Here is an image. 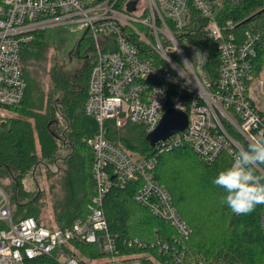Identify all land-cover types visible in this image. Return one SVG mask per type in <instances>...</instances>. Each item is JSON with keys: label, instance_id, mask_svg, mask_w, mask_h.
<instances>
[{"label": "built area", "instance_id": "2783aa9c", "mask_svg": "<svg viewBox=\"0 0 264 264\" xmlns=\"http://www.w3.org/2000/svg\"><path fill=\"white\" fill-rule=\"evenodd\" d=\"M241 1L0 0V125L13 117L26 97L25 47L37 32L64 23H76L82 38L91 41L94 61L84 113L100 124L96 134L84 139L93 153L97 191L83 216L57 227L33 216L16 217L0 184V264H28L43 255L53 256L58 264H144L138 253L121 248L147 243L109 228L104 197L113 183L140 182L134 200L170 223L177 242L189 237L191 228L153 175L156 156L129 150L108 135L130 123L143 125L149 133L173 107L187 112L188 126L158 146L186 143L206 162L223 152L232 157L244 148L240 138L249 143L264 136V108L254 93V87L263 86L264 65L259 76L254 73L261 36L248 32L241 38L217 17L224 4ZM189 32H206L216 41L221 60L216 82L206 69L210 50L192 41ZM196 51L205 58H195ZM172 87L192 93L190 106L173 94ZM261 222L264 230V212ZM159 249L178 261L184 256L168 242Z\"/></svg>", "mask_w": 264, "mask_h": 264}, {"label": "trees", "instance_id": "16d2710c", "mask_svg": "<svg viewBox=\"0 0 264 264\" xmlns=\"http://www.w3.org/2000/svg\"><path fill=\"white\" fill-rule=\"evenodd\" d=\"M263 8L264 0H242L236 5L224 4L217 13L220 24L241 38L248 32L261 36V44L254 59L256 76L260 75L264 65V11L241 25L237 24ZM195 15L198 14L194 13ZM200 23L205 25L206 20L200 18ZM233 24H236V27L230 29ZM188 35L192 41L210 50L206 69L216 82L217 69L221 62L216 41L206 32L201 35L189 32ZM45 38L46 31L37 32L35 40L25 47L24 52L31 47L46 44ZM92 50L90 40H85V37L80 39L76 47V54L84 53L80 73L73 74L75 82L69 81L67 77L66 81H62L64 85L59 87L64 89V104L73 117V130L69 136H72L75 145L80 146L77 157L81 167L78 172L85 195L68 220L58 226L71 223L86 214L88 204L97 191L93 178V153L86 144V136L79 125L81 116L85 114L84 106L94 61ZM23 68L25 70L24 66ZM25 74L28 89L23 103L17 107L23 117L0 125V178L9 175L13 179L11 186H5L10 193L19 190L24 175L38 162L35 136H38L45 157H51L58 148L57 135L50 130L51 119L57 118V103L44 111L43 100L36 99L34 94V80L30 79L26 70ZM71 82L77 86L69 91L67 86ZM171 91L179 96L184 105L190 106L194 98L192 93L177 87H172ZM69 95L75 98L70 100ZM147 135L143 125L130 123L125 128L112 129L108 138L143 156H156L153 175L168 189L174 205L191 228V233L184 241L177 242L178 235L170 223L154 216L146 207L135 201L133 197L140 182L129 181L124 186L113 183L104 197V210L110 230L122 237H139L147 243V246L137 249L122 247V252L138 253L144 264H264V230L261 222L264 205L257 206L255 211L248 215L233 214L226 204L222 203L224 190L213 184L218 173L233 162L232 157L223 152L214 161L206 162L189 144L167 143L152 147ZM244 144L247 147L248 143ZM12 201L18 204L15 196ZM12 205L14 210V204ZM27 213L28 211L22 216H16L14 210L16 217L33 216ZM165 242L175 245L177 250L184 253L181 260H175L159 249ZM28 264L58 263L53 256L43 255Z\"/></svg>", "mask_w": 264, "mask_h": 264}, {"label": "rangeland", "instance_id": "374dc122", "mask_svg": "<svg viewBox=\"0 0 264 264\" xmlns=\"http://www.w3.org/2000/svg\"><path fill=\"white\" fill-rule=\"evenodd\" d=\"M82 37L83 32L78 30L76 23L56 25L46 30V44L31 47L24 52L23 66L30 79L34 80L36 99L43 100L44 111L57 103V118L51 119L50 130L57 135L58 148L51 157H45L38 136H35L38 162L24 175L19 190L10 193L5 186H11L13 179L9 175L0 178V184L11 201L13 196L17 198L18 204L12 201L16 216H22L28 211L27 214L37 217L42 224L50 227H57L67 221L85 195L78 172L81 167L77 157L80 146L75 145L74 139L69 136L73 130V117L64 104V89L59 88L64 85L62 81H66L67 77L69 81L75 82L73 74L80 73L84 53L76 54V47ZM260 80H263V86L259 84L254 87V93L264 108V73ZM73 83L67 86L69 91L76 88L77 85ZM69 96L70 100L75 98L73 95ZM19 117L23 116L16 108L8 122ZM79 125L85 136L96 134L100 128L96 117L89 114L81 116ZM240 141L246 148L241 138Z\"/></svg>", "mask_w": 264, "mask_h": 264}, {"label": "clouds", "instance_id": "9594fccd", "mask_svg": "<svg viewBox=\"0 0 264 264\" xmlns=\"http://www.w3.org/2000/svg\"><path fill=\"white\" fill-rule=\"evenodd\" d=\"M205 55L196 51L195 58ZM187 63V61H185ZM233 162L220 171L213 184L225 192L222 203L236 215H248L264 205V136L232 153Z\"/></svg>", "mask_w": 264, "mask_h": 264}, {"label": "water", "instance_id": "95a60500", "mask_svg": "<svg viewBox=\"0 0 264 264\" xmlns=\"http://www.w3.org/2000/svg\"><path fill=\"white\" fill-rule=\"evenodd\" d=\"M135 1L130 2L129 9L133 10ZM264 11V8L252 14L245 20H243L239 25L249 21L258 13ZM189 123L188 114L186 111L178 108H168L159 125L147 135V140L150 142L152 147H157L162 142L170 138L172 135L184 131Z\"/></svg>", "mask_w": 264, "mask_h": 264}]
</instances>
